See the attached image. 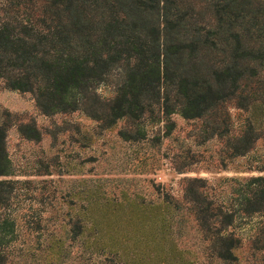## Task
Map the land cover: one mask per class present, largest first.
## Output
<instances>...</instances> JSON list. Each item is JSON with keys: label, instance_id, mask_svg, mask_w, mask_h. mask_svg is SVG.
I'll use <instances>...</instances> for the list:
<instances>
[{"label": "rangeland", "instance_id": "obj_1", "mask_svg": "<svg viewBox=\"0 0 264 264\" xmlns=\"http://www.w3.org/2000/svg\"><path fill=\"white\" fill-rule=\"evenodd\" d=\"M182 1L187 21L208 35L216 24L212 1ZM229 47L225 40L217 48L200 45L185 66L208 76L229 61ZM121 81L115 69L90 89L99 112ZM248 83L246 89L254 87ZM174 89L162 85L140 118L106 124L82 107L45 114L34 93L9 89L0 78V125L10 162V174L0 176L9 183L0 205L6 264H118L90 246V213L108 210V224L116 229L120 209L127 218L130 209L137 215L158 205L171 213L168 239L187 264L218 262L223 237L235 244L230 264H264V206L255 208L251 199L264 184V121L257 122L251 149L231 155L247 124L238 99L222 104L219 114L226 113L227 124L212 130L204 119L184 118L177 107L166 111L165 96L174 102Z\"/></svg>", "mask_w": 264, "mask_h": 264}, {"label": "trees", "instance_id": "obj_2", "mask_svg": "<svg viewBox=\"0 0 264 264\" xmlns=\"http://www.w3.org/2000/svg\"><path fill=\"white\" fill-rule=\"evenodd\" d=\"M211 1L216 24L203 37L187 21L182 0H0V78L9 89L34 93L45 114L82 107L106 124L140 118L161 86L168 85L175 91L174 102L165 96L166 111L177 107L184 118L204 119L215 130L220 122L227 124L226 113L219 114L222 104L235 98L247 113V124L231 145V155H245L257 138V122L264 121V0ZM224 40L229 61L208 76L185 66L200 45L217 48ZM115 69L121 70L122 81L99 112L90 89ZM248 80L254 87L246 89ZM4 136L0 125V176L10 174ZM8 185L0 180V205L8 199ZM251 199L255 208L264 206V184ZM156 208L144 206L137 215L130 209L127 218L120 209L116 229L108 224V210L91 212L90 246L104 261L117 259L118 264H187L168 239V207ZM80 228L79 221L78 235ZM220 245L219 261L212 264L236 260L233 240L223 237ZM6 263L0 251V264Z\"/></svg>", "mask_w": 264, "mask_h": 264}]
</instances>
